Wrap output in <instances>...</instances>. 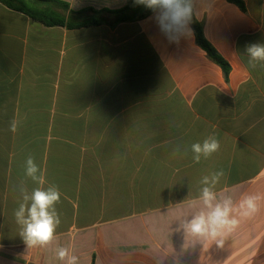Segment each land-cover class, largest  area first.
<instances>
[{
    "label": "crops",
    "instance_id": "1",
    "mask_svg": "<svg viewBox=\"0 0 264 264\" xmlns=\"http://www.w3.org/2000/svg\"><path fill=\"white\" fill-rule=\"evenodd\" d=\"M70 10H118L127 0H61ZM196 0L194 19L229 64L222 68L191 31L171 43L153 13L135 22L45 27L0 3V264H264V200L218 247L180 222L203 176L234 201L264 196V65L245 48L264 43V0ZM87 13L85 16L90 17ZM114 20L112 21V23ZM19 121L15 133L10 122ZM220 149L194 163L191 145ZM176 146L181 154L173 155ZM187 149V155L184 150ZM32 155L46 188L57 185L61 224L48 247L27 248L14 212Z\"/></svg>",
    "mask_w": 264,
    "mask_h": 264
},
{
    "label": "clouds",
    "instance_id": "2",
    "mask_svg": "<svg viewBox=\"0 0 264 264\" xmlns=\"http://www.w3.org/2000/svg\"><path fill=\"white\" fill-rule=\"evenodd\" d=\"M196 0H134L153 13V19L160 32L171 43H179L191 31L190 24L194 14ZM248 63L252 68L264 65V43H250L245 48ZM19 121L13 119L9 130L15 133ZM220 142L215 136H209L202 142L191 145L194 163L201 159H208L219 151ZM187 149L183 154L187 155ZM181 148L176 146L173 155H180ZM25 177L37 185L29 192L25 181H21L18 191L22 197L18 208L14 212L15 221L19 226V235L27 248L48 247L57 239V229L61 224L56 205L60 202L61 193L57 185L44 187V175L29 155L24 165ZM225 175L221 169L200 180L201 187L198 195L186 202L194 209H198L190 217L179 224L185 235H191L202 240L214 241L218 247L224 244V237L239 224L238 217H251L259 211L260 202L264 196L260 194H245L238 202L232 196L221 195L216 189L221 178ZM58 260L64 264H78V257L64 246L55 250Z\"/></svg>",
    "mask_w": 264,
    "mask_h": 264
},
{
    "label": "trees",
    "instance_id": "3",
    "mask_svg": "<svg viewBox=\"0 0 264 264\" xmlns=\"http://www.w3.org/2000/svg\"><path fill=\"white\" fill-rule=\"evenodd\" d=\"M226 1L237 5L243 11L245 10V5L242 0ZM0 3L6 8L22 13L45 27H63L69 30L99 26L104 23L108 24L102 16L103 13L115 16L114 22L108 24L110 26L123 22H135L152 13L144 6L135 4L134 0H127L126 5L118 10L104 9L97 11L92 8L78 12L70 10L68 18L56 11L57 9L63 10L64 12L69 10V5L61 0H0ZM87 13H91L92 15L90 17L85 16ZM191 26L195 33L196 43L207 53L212 61L222 68L225 78L228 79L230 73L229 64L205 38L202 26L196 22L194 16L192 17Z\"/></svg>",
    "mask_w": 264,
    "mask_h": 264
},
{
    "label": "rangeland",
    "instance_id": "4",
    "mask_svg": "<svg viewBox=\"0 0 264 264\" xmlns=\"http://www.w3.org/2000/svg\"><path fill=\"white\" fill-rule=\"evenodd\" d=\"M59 13L62 15V13H61V12H59ZM107 18H108V20H110V23H112V21H113V20H115V19H113V17H112V16H108Z\"/></svg>",
    "mask_w": 264,
    "mask_h": 264
}]
</instances>
